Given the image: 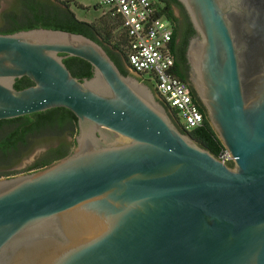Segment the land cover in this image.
Returning a JSON list of instances; mask_svg holds the SVG:
<instances>
[{
    "label": "water",
    "instance_id": "water-1",
    "mask_svg": "<svg viewBox=\"0 0 264 264\" xmlns=\"http://www.w3.org/2000/svg\"><path fill=\"white\" fill-rule=\"evenodd\" d=\"M179 2L189 83L233 166L97 41L0 33V120L63 107L79 127L66 157L0 179V264H264V0Z\"/></svg>",
    "mask_w": 264,
    "mask_h": 264
},
{
    "label": "trees",
    "instance_id": "trees-1",
    "mask_svg": "<svg viewBox=\"0 0 264 264\" xmlns=\"http://www.w3.org/2000/svg\"><path fill=\"white\" fill-rule=\"evenodd\" d=\"M157 1L160 13L167 16L174 28L171 42V50L176 60L174 72L180 78L189 82L188 73L183 70L182 65L185 64L189 68L186 52L189 41L196 34V31L179 0ZM174 7L180 9V17L176 15ZM108 17V19L102 20L101 25H97L80 20L68 1L14 0L12 5L0 15V33L9 34L44 27L83 34L103 45L122 73L128 75L130 74L128 62L130 38L123 27V20L120 16H113L109 13ZM180 21L183 25L181 44L178 42ZM180 45H182V54L178 55L177 51ZM64 62L73 75L79 79L93 76V66L86 60L78 57H68L64 59ZM32 84L30 78L23 77L16 81L15 87L23 89ZM192 92L205 116L204 124L187 131L178 117V112L173 109L177 122L202 147L220 157L226 148L212 127L206 109L199 101L193 88ZM78 130L77 117L69 109L63 107L52 108L18 118L0 120V168L8 170L33 152L36 147L58 141L56 146H50L47 152L29 167L28 172L48 167L66 157L72 151L76 146L75 136ZM70 135L74 137L73 142L67 140V136ZM228 164L233 166L232 161H229ZM1 174L3 173H0V178ZM4 174H7V172ZM4 174L2 176H5Z\"/></svg>",
    "mask_w": 264,
    "mask_h": 264
},
{
    "label": "built area",
    "instance_id": "built-area-1",
    "mask_svg": "<svg viewBox=\"0 0 264 264\" xmlns=\"http://www.w3.org/2000/svg\"><path fill=\"white\" fill-rule=\"evenodd\" d=\"M107 7L108 13L120 16L130 38L128 62L130 69L154 85L167 105L178 112L185 130L204 124L205 116L194 99L191 85L175 72V56L171 50L173 24L160 13L157 0H94ZM232 160L225 150L220 157Z\"/></svg>",
    "mask_w": 264,
    "mask_h": 264
},
{
    "label": "rangeland",
    "instance_id": "rangeland-1",
    "mask_svg": "<svg viewBox=\"0 0 264 264\" xmlns=\"http://www.w3.org/2000/svg\"><path fill=\"white\" fill-rule=\"evenodd\" d=\"M14 0H0V15L6 9H8ZM60 1H68L72 10L75 12L76 16L83 21L91 22L97 25H101L102 20L108 19L109 13L107 7L98 6L97 2L94 0H60ZM97 5V7H95ZM175 13L178 17L181 16V11L179 8L175 9ZM1 23V22H0ZM130 73L135 74L134 71L130 69ZM73 136H67V140L69 142H73ZM54 143L51 144H42L34 149L29 155L25 156L19 162H17L13 167L8 170H3L0 168V173H5V176L1 178L12 177L20 174H24L28 172L29 167L41 156H43L50 146H56L58 144L57 141H52ZM40 170V169H39ZM36 171V170H33ZM30 172V171H29ZM11 174L10 176H7ZM0 178V179H1Z\"/></svg>",
    "mask_w": 264,
    "mask_h": 264
},
{
    "label": "flooded vegetation",
    "instance_id": "flooded-vegetation-1",
    "mask_svg": "<svg viewBox=\"0 0 264 264\" xmlns=\"http://www.w3.org/2000/svg\"><path fill=\"white\" fill-rule=\"evenodd\" d=\"M176 8H178V7H174V10L176 9ZM179 28H180V32H179V38H178V42L181 44V42H182V35H181V31H182V29H183V25H182V23H181V21L179 22ZM182 45H180L179 46V48H178V55L179 54H182ZM188 64V63H187ZM188 66H189V64H188ZM182 67H183V70L185 71V72H187L188 73V78H189V76H190V67L188 68L185 64H183L182 65ZM151 87L154 89V91L155 92H157L156 91V88H155V86L154 85H151ZM58 142V141H57ZM73 150V149H72Z\"/></svg>",
    "mask_w": 264,
    "mask_h": 264
}]
</instances>
